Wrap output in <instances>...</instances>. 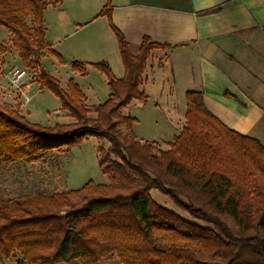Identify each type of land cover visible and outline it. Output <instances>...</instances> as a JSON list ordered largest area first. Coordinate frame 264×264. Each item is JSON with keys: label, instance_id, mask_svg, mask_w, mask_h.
<instances>
[{"label": "trees", "instance_id": "16d2710c", "mask_svg": "<svg viewBox=\"0 0 264 264\" xmlns=\"http://www.w3.org/2000/svg\"><path fill=\"white\" fill-rule=\"evenodd\" d=\"M59 3L0 0V27L10 34L19 59L37 71L38 85L58 98L60 110L73 120L44 127L1 105L0 165L68 155L93 137L109 145L97 148L98 166L109 182L1 201L0 262L264 264V144L224 126L206 109L199 91L185 93L184 125L168 150L141 142L132 131L135 118L122 110L147 102L141 89L146 63L152 49L165 44L143 37L132 53L111 22L110 0L96 17L108 19L124 74L114 78L104 60L90 64L110 88L90 118L79 86L70 79L63 88L42 63L45 53L54 52L45 40L44 11ZM72 70L85 72L77 62ZM120 126L128 133L123 135ZM152 190L195 222L157 205Z\"/></svg>", "mask_w": 264, "mask_h": 264}, {"label": "rangeland", "instance_id": "374dc122", "mask_svg": "<svg viewBox=\"0 0 264 264\" xmlns=\"http://www.w3.org/2000/svg\"><path fill=\"white\" fill-rule=\"evenodd\" d=\"M100 1L62 0V10L49 8L44 23L47 29L46 39L52 43L50 49L60 56L59 59L54 52L45 53L42 58L44 68L63 88L67 87L70 79L79 86L90 118L96 116L94 108L104 103L110 94L105 75L90 64L106 58L114 78L123 75L115 43L104 35L101 25L92 23V17L97 13L95 11ZM45 19L43 17V20ZM86 22L89 23L84 24ZM0 46L3 49V53L0 54V106L9 105L17 108L31 122L44 127L72 123L73 120L67 113L60 110L58 98L38 85L37 71L21 62L17 49L11 43L10 34L2 27ZM167 48L165 45L152 49L147 63L154 53L156 56L154 64H162L161 55ZM73 62L82 64L85 72L83 74L74 72ZM11 66L25 68L27 71L24 84L27 90L30 85L28 94L32 97L27 104H22L20 96L13 92L6 78L7 68ZM149 73L145 75L147 81L152 77V72ZM146 93L149 96L146 103L141 105L133 102L122 110V114L135 118L132 131L141 142L154 141L157 148L166 151L184 125V98L178 91L174 94L162 92L160 96L156 82L147 84ZM119 130L123 135L128 133L125 126H120ZM108 146L105 140L92 137L73 146L68 155L52 154L45 161L0 165V202L26 195H49L77 190L89 182L108 184L107 176L101 172L97 163V148L103 147L105 150ZM151 197L160 207L174 212L187 221L195 222L178 209L167 196L152 190ZM15 262L16 259L12 258L2 264H16ZM99 264L120 263L117 259H112Z\"/></svg>", "mask_w": 264, "mask_h": 264}, {"label": "crops", "instance_id": "0c3cea01", "mask_svg": "<svg viewBox=\"0 0 264 264\" xmlns=\"http://www.w3.org/2000/svg\"><path fill=\"white\" fill-rule=\"evenodd\" d=\"M105 4L100 1L92 23L117 48L107 17H96ZM110 6L111 22L132 53L143 37L168 46L162 64H154V53L146 64V95L147 84L155 82L160 96L178 91L184 101L187 91H199L224 126L264 144V0H110ZM49 8L61 11L62 0L47 7L44 19ZM45 40L52 44L46 32Z\"/></svg>", "mask_w": 264, "mask_h": 264}, {"label": "built area", "instance_id": "2783aa9c", "mask_svg": "<svg viewBox=\"0 0 264 264\" xmlns=\"http://www.w3.org/2000/svg\"><path fill=\"white\" fill-rule=\"evenodd\" d=\"M6 78L13 89V92L18 94L22 100V104H27L31 97L24 81L27 77V71L25 68H20L18 66H11L7 68Z\"/></svg>", "mask_w": 264, "mask_h": 264}]
</instances>
